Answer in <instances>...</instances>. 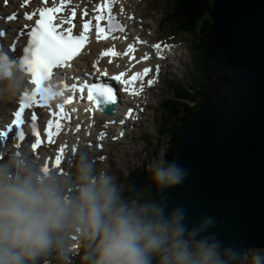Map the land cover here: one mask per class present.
I'll return each mask as SVG.
<instances>
[{
    "label": "clouds",
    "instance_id": "9594fccd",
    "mask_svg": "<svg viewBox=\"0 0 264 264\" xmlns=\"http://www.w3.org/2000/svg\"><path fill=\"white\" fill-rule=\"evenodd\" d=\"M19 59L0 49V103L14 104L36 85ZM46 105L63 104V84L46 79ZM159 189L180 186L190 171L161 158L150 167ZM213 216L190 221L183 206L169 210L149 189L119 182L88 151L68 170L50 167L24 145L0 150V264H264V251L226 244Z\"/></svg>",
    "mask_w": 264,
    "mask_h": 264
},
{
    "label": "water",
    "instance_id": "95a60500",
    "mask_svg": "<svg viewBox=\"0 0 264 264\" xmlns=\"http://www.w3.org/2000/svg\"><path fill=\"white\" fill-rule=\"evenodd\" d=\"M212 23L231 76L185 123L175 161L190 174L162 202L215 217L226 244L264 249V0H214Z\"/></svg>",
    "mask_w": 264,
    "mask_h": 264
},
{
    "label": "trees",
    "instance_id": "16d2710c",
    "mask_svg": "<svg viewBox=\"0 0 264 264\" xmlns=\"http://www.w3.org/2000/svg\"><path fill=\"white\" fill-rule=\"evenodd\" d=\"M171 7L166 15L168 25L191 36L192 59L183 79L169 80L174 97L163 101V112L156 122L158 136H169L164 158L169 163L174 161L183 126L193 111L203 100L220 92L231 75L225 54L215 40L213 0H171ZM124 184L149 189L151 195L162 202L163 189L152 182L151 172L146 167L133 170Z\"/></svg>",
    "mask_w": 264,
    "mask_h": 264
},
{
    "label": "snow or ice",
    "instance_id": "6c2138e0",
    "mask_svg": "<svg viewBox=\"0 0 264 264\" xmlns=\"http://www.w3.org/2000/svg\"><path fill=\"white\" fill-rule=\"evenodd\" d=\"M7 2V0H5ZM27 3V0H25ZM44 4L47 5L49 0H43ZM71 0H60L58 5L55 4V0H53V6L51 7H42L37 10V12L25 13V17L28 20H32L34 16L39 15V19L35 21V26L31 28L29 33L30 40L28 42L27 47L24 49L23 55L20 58L21 66L25 67V69L32 73V83L36 85V87L30 92L25 93V95L20 99V107L19 111L15 112V121L14 123L20 125L23 123L22 113L25 112L26 108L32 107L34 105H46L40 96L41 84L46 79H51L53 77V69L58 67L65 66L66 62L73 59L75 56L79 54L84 44L88 41V32L90 28L93 26L92 20H87L83 25V32L79 34H73V28L75 25L72 21L75 19L77 14V8L73 7L71 9V18H64L63 16L58 15L64 11L65 6L69 4ZM116 0H106L105 3L101 4L98 8V11H103V9H108L107 15V24L101 25L100 21L105 19L103 15H98L95 20V27L97 29L98 34L100 32H107L109 35L116 31L125 30V26L120 23L117 19L116 15L112 14V7L115 4ZM84 15H87V10H85ZM15 14L8 17L9 20H14ZM65 25H70L69 27H64ZM2 35V33H0ZM99 38V35H98ZM139 39V38H137ZM157 50L161 49V44H156L154 46ZM129 50H132V46H129ZM109 52H113L112 49L108 50ZM113 54H117L114 53ZM147 57H144L146 59ZM150 70L145 69L143 74H147ZM159 71V66H157V72ZM143 74L136 73L131 80H124L123 83L125 85H129L133 83L137 78H140ZM107 75V73H104ZM124 73H121L119 76L114 77L113 79L116 81H120L123 77ZM154 83V80H149L148 84L151 85ZM69 86L67 84L64 85V89H67ZM80 91L83 92L85 88L88 89V99L92 100L94 97L96 99V103L98 106L101 105L102 99L105 102H111L114 105L117 103V96L113 89V87L108 86L103 83L96 84H84L80 85ZM77 88L76 84L71 85V89L75 91ZM73 100V97H69L63 104L59 105L61 116L66 115L64 112V104H70ZM101 107V106H100ZM101 110L104 108L101 107ZM129 114H131V110H129ZM32 120L35 121V115L32 116ZM120 123H123L121 121ZM60 125L57 123V128ZM48 128H52V122L49 121ZM49 137L51 138L52 132H48ZM105 135L101 134V137ZM123 135V133H121ZM20 138L24 137L23 131L19 133ZM36 136H40V132H36ZM40 141L38 140L36 144L32 145L33 148H36L39 145ZM76 149H73L75 151ZM61 153H63L64 148L60 149ZM61 164V160L57 158L55 165L53 167L59 168ZM47 165H49L47 163ZM63 172V169H61Z\"/></svg>",
    "mask_w": 264,
    "mask_h": 264
},
{
    "label": "rangeland",
    "instance_id": "374dc122",
    "mask_svg": "<svg viewBox=\"0 0 264 264\" xmlns=\"http://www.w3.org/2000/svg\"><path fill=\"white\" fill-rule=\"evenodd\" d=\"M128 2L131 8L135 9V12L139 15V27L145 29L149 35H155L159 32L158 25L167 22L165 13L170 10V0H128ZM184 37L187 41L188 47L186 54L181 56L179 60L174 61L172 59L171 62H169H174V65L170 67V72L166 75L162 86L160 85L161 87L154 91L155 98H151L145 105V107H147L151 104L145 114L146 116L150 115V124L149 121L145 120L137 123L135 126L137 127L136 130L134 129L135 131L133 130V133H128V137L125 140L122 142L110 143L107 149L103 151L108 155L105 165L108 166L113 174L116 176L119 175L122 180L120 183L122 184L126 181L130 171L135 168L142 169L143 166L149 168L156 158H159L164 154L165 148L167 147V145L160 144L161 139L155 135L156 129L152 119L154 121L155 119L159 120L162 101L174 97L172 89L167 84V79L169 77L183 78V71H185L186 65L189 64L191 57L189 43L190 38L186 34ZM184 44L186 45V42H184ZM169 74H172V76ZM142 100H145L144 97ZM144 113L145 112H143V114ZM145 125L146 127H144ZM110 133L112 134L114 132ZM155 139L158 140L156 141ZM95 151L97 150L94 147L93 153H95ZM256 250L262 251V249ZM73 262H75V264H80V258L73 260ZM54 263L56 264V262Z\"/></svg>",
    "mask_w": 264,
    "mask_h": 264
},
{
    "label": "bare ground",
    "instance_id": "6f19581e",
    "mask_svg": "<svg viewBox=\"0 0 264 264\" xmlns=\"http://www.w3.org/2000/svg\"><path fill=\"white\" fill-rule=\"evenodd\" d=\"M20 1V0H19ZM2 3V0H0V4ZM17 7V2L16 0H11V3L8 7H4L5 11H10V10H14ZM126 7V11L125 13L121 14V18L125 21L126 25H127V31L123 32L122 35H126L127 32L129 31V28L131 26L134 25L135 23V15L134 13L129 10V8L125 5ZM0 11H1V6H0ZM0 16L2 17V20L4 22L5 25L8 26V28L10 29L9 35H8V40L5 42V46L8 49H12V50H20V44L23 41V38L26 34V29H25V24L26 22H14V21H6V19L3 17L2 13H0ZM203 26V25H202ZM1 33V32H0ZM6 36V35H3ZM129 43H131L130 41L126 42L125 44H123V48H125ZM153 47V46H152ZM92 51V49H91ZM90 57L96 58V54L95 53H91V55H85L83 57H80V61H83L85 65H90L91 64V59ZM87 59V60H86ZM168 60H170V58H168ZM119 61H125V57L124 56H119ZM98 75V74H96ZM95 76V75H94ZM8 106L12 107L13 104H7ZM10 107H9V111H10ZM8 113V112H7ZM95 121V119H94ZM85 134V132H84ZM82 143V142H80ZM19 145H24L23 143H20ZM106 148V146H105ZM85 150V149H83ZM99 153L104 156V152L102 150H99ZM76 155V154H75Z\"/></svg>",
    "mask_w": 264,
    "mask_h": 264
}]
</instances>
